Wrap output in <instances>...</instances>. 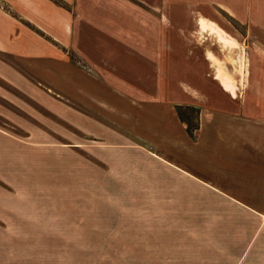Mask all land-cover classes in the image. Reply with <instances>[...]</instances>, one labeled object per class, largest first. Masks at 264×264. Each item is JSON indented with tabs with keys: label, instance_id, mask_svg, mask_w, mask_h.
I'll return each instance as SVG.
<instances>
[{
	"label": "crops",
	"instance_id": "0c3cea01",
	"mask_svg": "<svg viewBox=\"0 0 264 264\" xmlns=\"http://www.w3.org/2000/svg\"><path fill=\"white\" fill-rule=\"evenodd\" d=\"M4 1L12 13L0 9V115L11 120L4 102L16 105L17 89L94 139L112 145L119 138L131 148L141 147L189 181L218 190L198 164L208 156L224 158L223 132L214 120L217 113H232L240 106L237 87L216 65L224 43L240 39L223 14L248 29L264 26V0ZM200 17L213 29L205 30ZM178 105L199 110L193 137ZM24 124H18L26 128L24 134L0 126V223L2 235H7L0 249L1 244L8 250L25 249L28 235L94 232L74 221L69 225L73 214H64L62 204L54 202L58 197H48V187H58V179H48L42 171L51 164L57 167L63 143L58 145L42 127ZM232 154L227 157L239 160L234 149ZM27 170H38L39 177H30ZM168 230L175 233L176 227ZM244 249L242 257L169 256L163 263L156 258L149 263L264 264V256H251L264 243L254 237ZM25 260L0 252V264Z\"/></svg>",
	"mask_w": 264,
	"mask_h": 264
},
{
	"label": "rangeland",
	"instance_id": "374dc122",
	"mask_svg": "<svg viewBox=\"0 0 264 264\" xmlns=\"http://www.w3.org/2000/svg\"><path fill=\"white\" fill-rule=\"evenodd\" d=\"M0 9L12 13L4 0ZM223 17L240 39L239 44L230 39L224 43L216 65L237 87L240 106L232 113H217L214 120L223 132L224 158L208 156L198 164L199 171L218 183V190L189 181L141 147L131 148L119 138L112 145L94 139L16 89V105L4 102L11 120L0 115V126L17 134L26 129L21 123L42 127L58 145L63 143L57 167L51 164L42 171L46 178L58 179V187H48V197H58L54 202L62 204L64 214H73L69 225L74 221L95 231L28 235L25 249L8 250L1 244V256L11 251L28 264H150L152 258L163 263L169 256L242 257L254 237L264 243V26L248 29L226 13ZM199 21L205 30L213 29L205 17ZM71 59L82 66L74 54ZM224 85L235 93L230 84ZM184 115L199 126V110H184ZM233 149L237 161L231 159ZM27 173L39 177L38 170ZM173 226L175 233L168 230ZM125 227L138 232H122ZM109 229L116 232L106 233ZM0 232L2 243L7 235H2L1 223ZM251 256L263 257L264 249Z\"/></svg>",
	"mask_w": 264,
	"mask_h": 264
},
{
	"label": "trees",
	"instance_id": "16d2710c",
	"mask_svg": "<svg viewBox=\"0 0 264 264\" xmlns=\"http://www.w3.org/2000/svg\"><path fill=\"white\" fill-rule=\"evenodd\" d=\"M184 110H191L195 112V111H198V109L195 108L194 106H189V105H178L177 106V113L179 114V117L181 118V120L187 123V131L193 137L194 131L198 128V124L193 125L190 119L184 115Z\"/></svg>",
	"mask_w": 264,
	"mask_h": 264
}]
</instances>
